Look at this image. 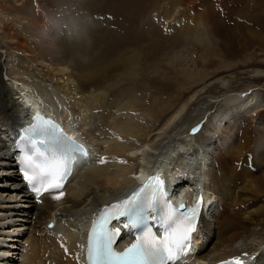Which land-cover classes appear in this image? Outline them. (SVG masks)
<instances>
[{
	"label": "bare ground",
	"instance_id": "6f19581e",
	"mask_svg": "<svg viewBox=\"0 0 264 264\" xmlns=\"http://www.w3.org/2000/svg\"><path fill=\"white\" fill-rule=\"evenodd\" d=\"M15 1L23 10L13 11L11 17L6 11V2L0 1V118L4 128L0 135V264H79L80 231L89 214L118 199L149 174L160 171V176L163 171L166 176L165 160L162 164L154 157L163 146L164 136L186 133L204 110L234 102L239 105V111L223 124L221 130L215 125L207 136L186 133L190 141L197 142L196 148L200 147L202 159L209 165L207 171L202 172L206 178L199 180L198 176L171 174L173 178L169 175L168 191L177 195L175 189L181 186L180 183H187L189 188L195 186L189 190L184 187L176 200L187 205L209 190L212 203L197 225V256L205 261L202 264L230 257H241L243 263L248 264V256L254 257V264H264V254L260 250L264 245V170L259 174V169L264 166V109L247 107L244 101L251 88L243 84L249 79L264 78V71L252 69L250 73L226 74L209 81L207 75L203 78L204 74L193 76L189 72L184 75L186 88L182 87L181 92L195 89L189 91V96L180 101L176 109L167 114L171 105L161 99L156 105L150 100L148 108L139 109L144 102L134 87L122 93L124 96L119 93L121 83L133 84L137 78L143 79L137 50L128 47L129 39L123 50L112 52L111 46L107 49L113 55L97 57L95 44L83 42L81 34L84 33L80 31L85 28L77 26L72 16L70 22L65 23L40 11L35 2L26 8L24 0ZM177 8L175 5L167 18L173 17ZM204 23L205 31L202 29L197 33L202 25L199 28L196 25V30H187V35L196 32L193 36L197 43L198 38L201 42H211L214 37H220L222 44L218 51L221 50L223 57L241 56L244 51L240 46L246 38L250 41L249 47L255 45L254 40L259 43L264 54V35L257 40L254 37L258 34L253 28L245 26L241 30L240 24L228 28L231 35L236 36L233 42L214 26ZM89 31L92 33V28ZM73 36L75 41L71 42ZM77 42L80 44H70ZM12 46L21 66L12 74L13 82L8 87L2 76L7 66L13 67V62L8 61L10 56L4 61L2 58ZM211 61L206 65H212ZM224 66V69H233L235 65L225 63ZM24 76L33 77L35 80L31 83L34 84ZM200 83L203 86L200 87ZM12 91L16 98L11 96ZM159 111L166 115L162 122L151 132L143 131ZM225 112L218 110V114H212L210 123L222 122L227 115ZM35 113L57 118L66 132L75 134L90 147L88 164L83 166L85 159L77 157L63 191L42 196L39 204L33 203L21 185L14 159L15 141ZM217 129L220 134L216 133ZM177 172L180 171L177 169ZM57 196L60 198L56 199ZM51 221H54V227L48 229ZM21 230L25 231L17 236ZM188 257L180 264H193Z\"/></svg>",
	"mask_w": 264,
	"mask_h": 264
},
{
	"label": "rangeland",
	"instance_id": "374dc122",
	"mask_svg": "<svg viewBox=\"0 0 264 264\" xmlns=\"http://www.w3.org/2000/svg\"><path fill=\"white\" fill-rule=\"evenodd\" d=\"M4 1L6 2L7 6L6 11L8 10L10 17L14 15V12H22V5H18L15 0ZM188 1H192L193 3H189ZM188 1L24 0V7L27 8L35 2V4L38 5L40 11L42 10V12L48 16L57 17V19L63 20L65 23L70 22V18L73 17L76 21L75 23H77V26H82L83 29L85 28L84 30L80 31V33H84L81 34L82 40H84L83 42H86L89 45L91 44V46L95 44V48L97 49L99 55H97V57L101 56L103 58L105 55L111 56L113 55L112 52H115L114 50H123L126 48L125 44L128 43L129 39L131 42L128 47L131 46L132 50H137L138 63L140 64L141 69L143 68L142 73L140 74L143 79L137 78L133 84L121 83V90H119L121 92L119 93H125L126 90L134 87L136 91L135 93H137V95L142 98V103L144 102V105L142 104L143 106H139V109H143L144 107L148 108L150 100H154L152 101V104L154 103L156 105V102H158L157 100L161 99V102H169L171 105V109L167 111V114H169L172 110L176 109V107L180 105L183 99L189 96L190 92L195 89V87H193L194 89L191 88L189 90L190 92L187 91V89L186 93L181 92V90H183L182 87L184 89L186 88V78L184 75H187L189 72L193 76L195 73L202 75L204 74L203 78H205L207 75L206 78L209 81L210 78L214 77L215 79V77L217 78L227 76L226 74L230 75L239 72L250 73L252 69L264 71V54L261 51V46H259L260 44L255 40V45L249 47L250 41L246 38L243 42L242 39V45L240 46L244 51L242 55H239V57L235 58H229L226 56L223 57L221 50L218 51V47L221 49L222 44V39L220 37H214L217 42H215L214 39H212L211 42H201L199 41L201 38H198L197 43L194 41L193 36V34L202 31V29L205 31V28H203L204 26L202 24L206 22L204 25L209 27L214 26V28L218 29L219 33L221 32L220 34L225 35L226 38L234 42L236 36H232L230 30L227 29L233 28L236 26V24H240L241 30H244L245 26V28H248V26L253 28V31L258 34L255 35L254 38L258 40V37L264 35V0ZM175 5H178V8L174 11L173 17L171 15L170 18H167L170 12L174 9ZM65 23L64 25L67 26ZM91 23L94 25L92 24V26ZM196 25L198 28L202 25L199 28L200 30L198 29V31L195 33L187 35V30L195 29ZM63 28L65 27L63 26ZM89 28H92V33L89 31ZM22 31L24 32V29H22ZM75 36L72 37L73 39L71 38V42L75 41ZM218 42L219 44H216ZM70 44L78 45L80 43L77 42ZM210 44L212 48L210 47ZM111 46L112 52L107 49ZM14 48V46L9 47V49L6 50V53L4 52L6 55L3 53L2 58V61H4V59H6L5 57L10 56L8 61L13 62V67L11 68L10 66H7L2 76L4 83L7 84L8 87L11 85L10 82H13L11 76L13 78L14 76L12 74L16 73V70H19V66H21V62L18 61L20 59L18 58L16 54L17 52H15ZM206 49H209L211 53H209L208 50L206 51ZM0 51L2 52L1 49ZM15 57L17 59H15ZM11 58L13 59L11 60ZM209 60H212V65L208 64V66L206 63L207 61L209 62ZM221 61H225V63L229 64L234 63V70L232 68L224 69L225 63ZM42 67H46L44 62ZM22 74L26 75L25 72H22ZM8 75H10V77ZM24 77L28 79V82L30 83L31 81L33 82L35 80L31 76L30 78H27V76ZM31 78L33 79L31 80ZM243 84H247L249 88H251L249 89V93H247L249 94V96L247 95V100L244 101L247 103V107L259 106V109H264V78L256 80L249 79L246 80V82L244 81ZM201 86H203V83H200V87ZM187 88H189V85H187ZM13 89L11 88V90ZM14 92L15 91H12L11 93ZM13 95L14 98L17 97L15 93L11 94L12 97ZM121 96L124 95L122 94ZM144 97L147 98L144 99ZM243 97H245V95ZM212 109L209 110L208 108L206 111L204 110V112L201 113L199 119L196 122L191 123V125L187 128L186 133L191 132L193 135L199 134L202 136H207L213 132L215 125L221 130L223 124L225 122L227 124V121L232 120V117L238 113L239 105L237 102H234L226 106H215L214 109ZM215 109L217 110V113ZM218 110L219 113L221 111H226L225 115H227L225 119L218 124H216L214 121L210 123V117H212L211 115L213 114L214 116L215 114H218ZM192 113L193 115L197 114L195 110ZM164 114L165 113L163 111H159L157 114H154L152 122L150 124L148 122L149 126L146 125L143 131L151 132L154 128H156L166 116ZM1 122H3V119L0 118V135L3 134L2 132L4 129ZM220 130L217 129L216 133L220 134ZM186 133H173L170 137L169 135H165L162 142L163 146L154 153V157H158V159H160L159 162L162 164L165 160L164 164H166L165 166L167 167L166 172L170 176L171 174L174 176L178 175V173L182 174L183 172L191 171V173H187L188 175L184 173L183 174L189 177L198 176L199 180H203L204 176L202 172H205L204 168H208L209 165L206 163L207 161L204 160V158L202 159L203 156L200 154V147L196 148L197 142L190 141V137ZM238 134L240 135V133ZM165 137L168 138L165 139ZM237 140L238 139H236V141ZM255 143L258 145L259 141H255ZM191 144L195 145L189 148ZM262 144L264 145V143ZM92 150L95 153V149L93 147ZM177 169L180 172L176 173ZM259 170V174L261 175L260 172L261 170H264V166H262V168ZM180 184L181 186L175 189V193L177 195L181 193V190H183L184 187H188V185H186L187 183ZM192 187L194 189L195 186H191L190 188ZM190 188L188 187V190ZM72 216L73 215H71V217ZM260 250L264 254V245ZM248 258V264H254V257L248 256Z\"/></svg>",
	"mask_w": 264,
	"mask_h": 264
},
{
	"label": "snow or ice",
	"instance_id": "6c2138e0",
	"mask_svg": "<svg viewBox=\"0 0 264 264\" xmlns=\"http://www.w3.org/2000/svg\"><path fill=\"white\" fill-rule=\"evenodd\" d=\"M35 121L24 129L21 137L25 142L23 179L39 197L41 190L61 187L60 182L70 173L77 155L87 153L54 122L40 116ZM36 156L44 162L36 163ZM166 196L164 182L157 176L151 177L132 196L111 205V212L106 210V214L94 221L88 234V264H170L180 253L187 255L197 230L201 201L191 209L181 205L177 213L167 203ZM113 219L135 232V242L123 252H117L114 247V238L121 234V228H109ZM157 227L163 229L159 238L153 231Z\"/></svg>",
	"mask_w": 264,
	"mask_h": 264
}]
</instances>
